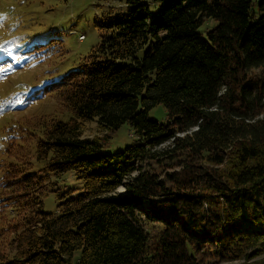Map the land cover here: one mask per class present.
<instances>
[{
    "label": "trees",
    "instance_id": "obj_1",
    "mask_svg": "<svg viewBox=\"0 0 264 264\" xmlns=\"http://www.w3.org/2000/svg\"><path fill=\"white\" fill-rule=\"evenodd\" d=\"M125 3L77 67L25 93L54 108L0 132V264H264V0ZM126 122L133 141L105 151ZM69 170L84 188L50 213Z\"/></svg>",
    "mask_w": 264,
    "mask_h": 264
},
{
    "label": "rangeland",
    "instance_id": "obj_2",
    "mask_svg": "<svg viewBox=\"0 0 264 264\" xmlns=\"http://www.w3.org/2000/svg\"><path fill=\"white\" fill-rule=\"evenodd\" d=\"M148 2L157 11L164 0ZM116 12L127 13L125 0H0V132L14 120L54 108L53 97L30 101L25 93L77 67L106 31L101 22ZM216 23L207 19L199 31L206 35ZM149 114L159 121H164L167 115L163 104L153 106ZM84 134L93 136L103 132L95 122H89ZM1 138L0 133V143ZM133 138L126 122L113 133L104 150H122ZM158 148L171 151L172 140ZM69 188L76 193L84 188V180L72 170L62 174L58 188L44 197V209L57 213L58 203L64 199L58 194ZM126 191L124 186L118 188V192Z\"/></svg>",
    "mask_w": 264,
    "mask_h": 264
},
{
    "label": "built area",
    "instance_id": "obj_3",
    "mask_svg": "<svg viewBox=\"0 0 264 264\" xmlns=\"http://www.w3.org/2000/svg\"><path fill=\"white\" fill-rule=\"evenodd\" d=\"M84 37V35L82 36V38Z\"/></svg>",
    "mask_w": 264,
    "mask_h": 264
}]
</instances>
